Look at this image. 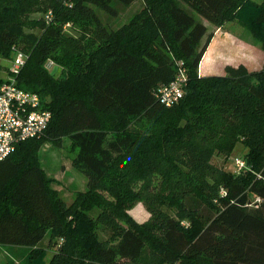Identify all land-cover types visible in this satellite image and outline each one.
Here are the masks:
<instances>
[{
	"label": "trees",
	"instance_id": "obj_1",
	"mask_svg": "<svg viewBox=\"0 0 264 264\" xmlns=\"http://www.w3.org/2000/svg\"><path fill=\"white\" fill-rule=\"evenodd\" d=\"M20 3L0 0V61L29 45L17 84L51 119L0 161V244L25 249L18 264H38L43 240L47 264H264V60L198 73L214 35L203 20L235 21L264 50V0H62L30 31ZM179 69L184 94L165 106L155 92ZM63 137L87 178L69 203L38 159L42 140ZM237 143L244 170L212 162ZM139 201L143 223L128 213Z\"/></svg>",
	"mask_w": 264,
	"mask_h": 264
},
{
	"label": "rangeland",
	"instance_id": "obj_2",
	"mask_svg": "<svg viewBox=\"0 0 264 264\" xmlns=\"http://www.w3.org/2000/svg\"><path fill=\"white\" fill-rule=\"evenodd\" d=\"M62 0H21L24 5V11L18 14L19 21L25 30H36L42 27V19L44 20L46 9L53 3H58ZM255 2H261L262 0H253ZM20 3V4H21ZM140 1H137L132 7H126L120 9L119 15L114 19L111 18L113 24H121L126 21L128 15L139 8ZM250 6L246 10H249ZM102 20H107V15L100 12ZM196 16V15H195ZM196 18L199 19L198 16ZM203 20V19H202ZM203 22L206 24L209 31H218V28H222L228 32V37H230L231 42L228 44L227 51L222 54V56L230 60L233 66H237L240 63L246 64L249 70H258L261 67L262 59H264V50L260 47L259 42L251 35L249 30L235 21L227 22L222 27H217L205 20ZM251 23V21H247ZM67 32H73L70 27L64 26ZM79 34V32H75ZM221 39L219 36L216 37V47L219 45ZM16 48L27 53L29 50V45L23 41H19ZM223 58V59H224ZM0 80H7L11 78L8 70L12 66L11 59H2L0 61ZM207 55L202 58L201 68L204 69L209 65ZM49 62L46 63L47 69L53 70L52 67H48ZM205 72V71H204ZM138 130L142 131V128ZM61 144L57 145L49 140H42L40 148L38 150V159L40 165L44 169L47 177L51 179V185L55 188L63 199L69 203L73 200L76 193L82 191L86 188L87 178L83 172L74 166L73 159L76 154V148L73 147L71 141L68 137H63L61 139ZM246 148L241 143H237L233 151L230 153L227 159L222 155H214L212 162L219 168L234 172V160L238 157H242ZM128 213L132 218L138 222L143 223L149 219V212L147 211L144 203L142 201L137 202L133 207L128 210ZM42 249V254L37 257L38 264H47L50 258L51 252L46 247V241L43 240L39 245ZM22 253L12 254L7 249V245L0 244V262H8L9 264H18Z\"/></svg>",
	"mask_w": 264,
	"mask_h": 264
},
{
	"label": "built area",
	"instance_id": "obj_3",
	"mask_svg": "<svg viewBox=\"0 0 264 264\" xmlns=\"http://www.w3.org/2000/svg\"><path fill=\"white\" fill-rule=\"evenodd\" d=\"M51 18L52 12L48 11L45 19ZM25 59L24 52L14 49L12 66L8 70L11 78L0 82V161L12 154L20 143L39 137L51 119V111L43 107L40 96L17 84V75ZM52 65L50 61L48 67ZM186 82L185 72L179 69L170 82L157 88L155 96L163 105L171 106L183 96ZM245 168L246 162L242 157L234 160L236 173Z\"/></svg>",
	"mask_w": 264,
	"mask_h": 264
},
{
	"label": "crops",
	"instance_id": "obj_4",
	"mask_svg": "<svg viewBox=\"0 0 264 264\" xmlns=\"http://www.w3.org/2000/svg\"><path fill=\"white\" fill-rule=\"evenodd\" d=\"M219 36L221 39V43L217 45L216 47V37ZM231 42L230 37H228V32L226 30L222 31V28H218V31H214V35L205 50L203 57L207 55L208 60L210 62L209 65L204 69L201 68V62L198 67V73L200 76H207V75H218V74H224V68L226 65H232L231 59L227 62L226 57L224 58L222 54L227 51V48L229 47L228 44ZM202 57V58H203ZM224 58V59H223ZM264 60V59H262ZM202 61V59H201ZM244 64V63H242ZM262 64V63H261ZM246 66V64H244ZM247 67V66H246ZM7 249L10 251V253L19 254L25 251L24 248L18 247V246H11L7 245Z\"/></svg>",
	"mask_w": 264,
	"mask_h": 264
},
{
	"label": "water",
	"instance_id": "obj_5",
	"mask_svg": "<svg viewBox=\"0 0 264 264\" xmlns=\"http://www.w3.org/2000/svg\"><path fill=\"white\" fill-rule=\"evenodd\" d=\"M56 69H57V66H54L51 73L53 74L56 71Z\"/></svg>",
	"mask_w": 264,
	"mask_h": 264
}]
</instances>
